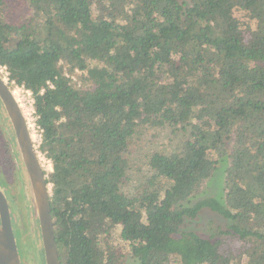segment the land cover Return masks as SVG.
Here are the masks:
<instances>
[{"label": "trees", "instance_id": "1", "mask_svg": "<svg viewBox=\"0 0 264 264\" xmlns=\"http://www.w3.org/2000/svg\"><path fill=\"white\" fill-rule=\"evenodd\" d=\"M23 1L0 0V68L33 96L61 264H264V0ZM167 126L181 147L127 191L137 130ZM227 158L224 196L191 204ZM205 208L227 229L187 231Z\"/></svg>", "mask_w": 264, "mask_h": 264}, {"label": "rangeland", "instance_id": "2", "mask_svg": "<svg viewBox=\"0 0 264 264\" xmlns=\"http://www.w3.org/2000/svg\"><path fill=\"white\" fill-rule=\"evenodd\" d=\"M4 11L6 17L11 21H19V19L28 18L33 14V9L23 0H6ZM0 74L13 91L15 98L27 118L33 140L38 150L40 135L35 127L36 119L34 116L33 96L23 88L10 85L8 74L4 69H0ZM74 78V81L78 82V86H82L81 83H79L78 77L75 76ZM84 86L83 88H89L90 85L85 84ZM12 130L13 127L9 121L6 110L3 106H0V178L4 182V187H0V190L4 195L11 197L10 208L13 228L21 261L23 264H36L33 252L30 248V244L33 241H31V235L33 231H38L39 238L41 239V233L38 220L35 217L33 203L29 199V189L27 188L28 179L25 167L23 168V172L15 167V163H17L14 159L15 133L14 130ZM12 132L14 136H11ZM182 141V134L173 132V129L168 126L162 128H139L131 141L127 154L131 170L129 175L130 182L126 190L129 192L133 191V188H135L139 182L149 176L148 159L154 152L173 153L179 150ZM39 155L45 172L49 174L53 171L51 161L47 160L40 152ZM228 165L229 160L227 158L219 164L218 170L210 179L202 181L198 193L190 200L191 204H195L199 200L207 197L221 199L224 196V181ZM50 187L52 188V186ZM229 224L230 221L224 219L210 209L205 208L201 211L197 219L188 221L186 230L195 231L208 237L211 235L212 231L227 229ZM18 231H21L22 234ZM124 264H138V261L131 252H128L124 258Z\"/></svg>", "mask_w": 264, "mask_h": 264}, {"label": "water", "instance_id": "3", "mask_svg": "<svg viewBox=\"0 0 264 264\" xmlns=\"http://www.w3.org/2000/svg\"><path fill=\"white\" fill-rule=\"evenodd\" d=\"M0 100L12 124L17 148L24 164L32 203L39 223L45 264H61L51 216V185L41 163L33 135L13 91L0 74ZM0 264H21L16 241L11 209L4 193L0 190Z\"/></svg>", "mask_w": 264, "mask_h": 264}, {"label": "flooded vegetation", "instance_id": "4", "mask_svg": "<svg viewBox=\"0 0 264 264\" xmlns=\"http://www.w3.org/2000/svg\"><path fill=\"white\" fill-rule=\"evenodd\" d=\"M0 106H3L1 100H0ZM3 108H4V106H3ZM16 153H17V144H16V138H15L14 159H15L16 162H18L19 158L16 157ZM27 179H28V177H27ZM27 188L29 189V199H30L31 202H32L31 192H30V188H29V182H28V184H27ZM5 196H6V195H5ZM6 198H7V197H6ZM8 203H9V206H10V201H9V200H8ZM18 251H19V249H18ZM19 255H20V253H19ZM20 260H21V258H20ZM21 264H23L22 261H21Z\"/></svg>", "mask_w": 264, "mask_h": 264}, {"label": "built area", "instance_id": "5", "mask_svg": "<svg viewBox=\"0 0 264 264\" xmlns=\"http://www.w3.org/2000/svg\"><path fill=\"white\" fill-rule=\"evenodd\" d=\"M2 69V68H0ZM3 70V69H2ZM5 70V69H4ZM6 71V70H5ZM7 73V72H6ZM8 74V73H7ZM75 80V78H73ZM30 95H32V93L30 91H27Z\"/></svg>", "mask_w": 264, "mask_h": 264}]
</instances>
